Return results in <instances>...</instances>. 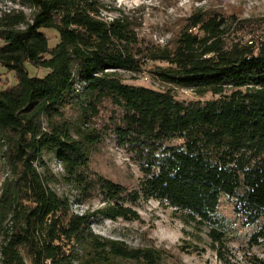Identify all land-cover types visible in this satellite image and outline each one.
Here are the masks:
<instances>
[{"label": "trees", "instance_id": "16d2710c", "mask_svg": "<svg viewBox=\"0 0 264 264\" xmlns=\"http://www.w3.org/2000/svg\"><path fill=\"white\" fill-rule=\"evenodd\" d=\"M8 1L19 9L0 17V69L16 81L0 89V264L158 263L159 250L91 232L98 217H138L120 202L124 188L89 167L105 134L141 172L131 203L142 197L174 209L183 224L208 229L223 264H240L222 256L227 227L218 216L220 199L235 198V212L259 223L249 244L264 247V41H231L222 16L195 13L165 45H145L128 16L105 20L98 0ZM149 62L166 65L155 75L169 89L123 83L121 73ZM27 66L46 73L31 76ZM172 88L215 99L179 102ZM172 140L179 144L166 145ZM61 182L77 205L96 194L103 207L73 213L52 187ZM244 264H264V256Z\"/></svg>", "mask_w": 264, "mask_h": 264}, {"label": "rangeland", "instance_id": "374dc122", "mask_svg": "<svg viewBox=\"0 0 264 264\" xmlns=\"http://www.w3.org/2000/svg\"><path fill=\"white\" fill-rule=\"evenodd\" d=\"M104 9L102 17L110 21L120 14L128 16L143 44H158L163 46L184 27L186 19L195 13L216 14L222 16L228 29L229 40L241 43L258 44L264 41V0H98ZM19 7L8 0H0V17L3 13L17 10ZM26 15L28 10H23ZM49 44L53 46L56 35L47 31ZM2 43L0 42V45ZM158 67H166L161 63H147L142 72L133 74L121 73L124 84L164 91L170 87L159 81L155 75ZM29 74L42 77L46 71L27 66ZM16 83L14 75L0 69V89ZM171 92L179 102L190 103L214 100L210 94L197 95L191 90L172 88ZM104 114L107 115L105 112ZM67 117L76 120V113L67 110ZM105 116V120H106ZM172 140L166 145H178ZM50 169L58 174L60 165L45 154ZM90 169L122 186L124 193L120 201L125 207L131 208L137 214L136 220L115 221L96 218L91 225V232L105 239L123 242L131 249H154L161 252V258L156 264H223L212 249V242L206 236L207 228L195 229L185 225L174 213V209L160 204L156 200H144L142 197L136 203H131L130 194L138 192L142 180L138 166L120 149L111 134H105L100 143L90 149ZM6 176V171H0V185ZM61 196L67 197L72 203L75 214L93 211L103 207L101 196L77 205L76 192L64 183L52 186ZM236 199L222 197L219 201L218 216L224 219L227 227L221 253L224 259L244 264L250 256L263 257V246H251L249 240L257 231L258 224H248L242 215L235 212ZM1 241V237H0ZM114 264H146L142 261L116 260Z\"/></svg>", "mask_w": 264, "mask_h": 264}]
</instances>
